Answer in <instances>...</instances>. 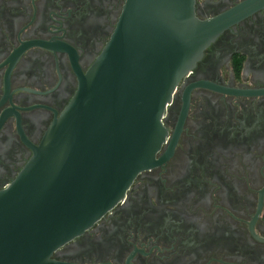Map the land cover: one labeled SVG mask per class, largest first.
<instances>
[{
    "label": "flooded vegetation",
    "instance_id": "obj_1",
    "mask_svg": "<svg viewBox=\"0 0 264 264\" xmlns=\"http://www.w3.org/2000/svg\"><path fill=\"white\" fill-rule=\"evenodd\" d=\"M126 0H0V190L29 162L106 47ZM248 2L176 86L165 143L59 264H264V0Z\"/></svg>",
    "mask_w": 264,
    "mask_h": 264
},
{
    "label": "water",
    "instance_id": "obj_2",
    "mask_svg": "<svg viewBox=\"0 0 264 264\" xmlns=\"http://www.w3.org/2000/svg\"><path fill=\"white\" fill-rule=\"evenodd\" d=\"M195 0H126L110 41L14 181L0 190V264H59L83 233L159 162L180 80L248 2L199 19Z\"/></svg>",
    "mask_w": 264,
    "mask_h": 264
}]
</instances>
